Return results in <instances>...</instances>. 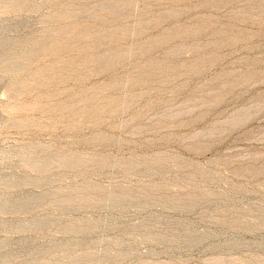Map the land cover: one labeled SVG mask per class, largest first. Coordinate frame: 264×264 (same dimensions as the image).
Returning a JSON list of instances; mask_svg holds the SVG:
<instances>
[{"label":"rangeland","instance_id":"rangeland-1","mask_svg":"<svg viewBox=\"0 0 264 264\" xmlns=\"http://www.w3.org/2000/svg\"><path fill=\"white\" fill-rule=\"evenodd\" d=\"M0 264H264V0H0Z\"/></svg>","mask_w":264,"mask_h":264}]
</instances>
